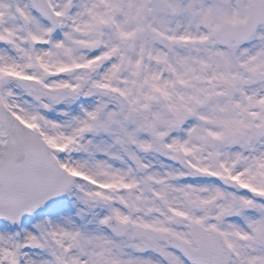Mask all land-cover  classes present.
<instances>
[{
	"label": "snow or ice",
	"instance_id": "6c2138e0",
	"mask_svg": "<svg viewBox=\"0 0 264 264\" xmlns=\"http://www.w3.org/2000/svg\"><path fill=\"white\" fill-rule=\"evenodd\" d=\"M0 264H264V0H0Z\"/></svg>",
	"mask_w": 264,
	"mask_h": 264
}]
</instances>
